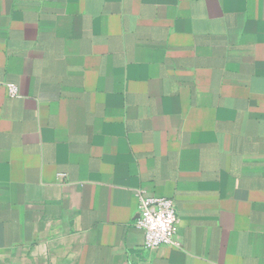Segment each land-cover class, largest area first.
I'll list each match as a JSON object with an SVG mask.
<instances>
[{"label":"crops","instance_id":"crops-1","mask_svg":"<svg viewBox=\"0 0 264 264\" xmlns=\"http://www.w3.org/2000/svg\"><path fill=\"white\" fill-rule=\"evenodd\" d=\"M0 264H264V0H0Z\"/></svg>","mask_w":264,"mask_h":264},{"label":"built area","instance_id":"built-area-1","mask_svg":"<svg viewBox=\"0 0 264 264\" xmlns=\"http://www.w3.org/2000/svg\"><path fill=\"white\" fill-rule=\"evenodd\" d=\"M9 95L19 94L17 85L6 83ZM138 202L134 225L143 234V248L156 249L160 246L179 247L176 240L177 214L172 198L146 195L136 192Z\"/></svg>","mask_w":264,"mask_h":264}]
</instances>
